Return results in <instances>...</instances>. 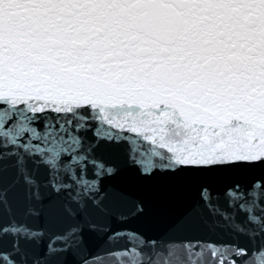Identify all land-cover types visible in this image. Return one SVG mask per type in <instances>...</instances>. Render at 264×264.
Returning <instances> with one entry per match:
<instances>
[{
	"label": "snow or ice",
	"instance_id": "obj_1",
	"mask_svg": "<svg viewBox=\"0 0 264 264\" xmlns=\"http://www.w3.org/2000/svg\"><path fill=\"white\" fill-rule=\"evenodd\" d=\"M125 169L196 181L163 254ZM0 264H264V0H0Z\"/></svg>",
	"mask_w": 264,
	"mask_h": 264
},
{
	"label": "water",
	"instance_id": "obj_2",
	"mask_svg": "<svg viewBox=\"0 0 264 264\" xmlns=\"http://www.w3.org/2000/svg\"><path fill=\"white\" fill-rule=\"evenodd\" d=\"M248 178L246 174L238 172L220 173L216 177V185L218 190H222L224 184L232 179L246 181ZM113 182L127 192L132 200L143 202V215L132 220L127 227L154 239L159 238L156 250L161 251L172 217L177 210L195 197L196 181L188 177L173 178L159 175L151 179H142L125 169ZM130 206V203L120 205L117 210L127 211ZM114 227L121 226L115 224ZM118 243L106 242L103 236H94L90 240L89 251L103 254L107 247H116Z\"/></svg>",
	"mask_w": 264,
	"mask_h": 264
}]
</instances>
